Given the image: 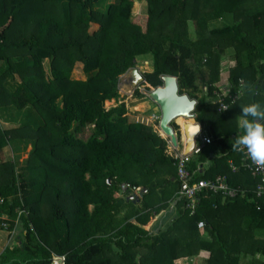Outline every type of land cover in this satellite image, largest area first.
Here are the masks:
<instances>
[{"label": "trees", "instance_id": "trees-1", "mask_svg": "<svg viewBox=\"0 0 264 264\" xmlns=\"http://www.w3.org/2000/svg\"><path fill=\"white\" fill-rule=\"evenodd\" d=\"M106 1L0 0V108L30 106L40 116L36 127L0 126V152L31 145L24 184L14 159H0V224L7 222L18 239L0 253V264H54L61 256L63 264H175L201 251L208 253L201 264H264L258 179L230 170L234 131H218L214 122H225L226 111H217L219 102L207 104L218 92L227 49L234 51L230 92L241 81L264 88V6L257 10L255 0H139L145 15L132 17L135 0ZM101 3L105 7L97 8ZM219 20L222 26L209 29ZM139 60L147 68V91L162 85V75L177 77L179 92L197 100V121L214 128L211 143L189 158L193 179L225 175L231 187L246 190L225 199L223 192L204 191L194 214L176 200V216L163 231L156 216L170 197L168 185L172 194L179 187L167 141L150 126L128 122L124 103L105 106L118 98L120 76ZM79 63L86 80L71 78ZM16 77L14 87L6 85ZM256 101L264 104V95ZM88 125L84 140L78 134ZM240 158L241 152L234 163ZM124 182L146 189L143 198L160 188V202L136 208L119 197ZM123 205L129 208L120 216Z\"/></svg>", "mask_w": 264, "mask_h": 264}, {"label": "rangeland", "instance_id": "rangeland-1", "mask_svg": "<svg viewBox=\"0 0 264 264\" xmlns=\"http://www.w3.org/2000/svg\"><path fill=\"white\" fill-rule=\"evenodd\" d=\"M114 0H107V3L113 2ZM256 2H253L255 4V7L257 10H259L260 7L264 6V0H255ZM252 2V0H246L245 5ZM97 8L103 9L105 7L104 3H101L100 5L96 6ZM146 12V5L144 2L135 0L133 5V10L131 16L134 17L137 14L145 15ZM190 25V23H188ZM214 28V23H211L209 25V29ZM136 68L138 69V72L142 75L144 71L147 70L145 65L141 64V61L139 60L137 62ZM129 72V70H128ZM129 74H122L119 78V95L118 98L114 100L105 101V106H113L119 103V100L121 99L125 107L127 109V118L128 122H136V120H139L144 125L150 126L153 129H157L159 132V119H160V110L157 104H155L153 101H151L147 97V90L146 87L143 86L141 83L140 90H136L135 88L131 87L129 83H122V79L125 78ZM88 74L84 72H79L77 67H74L71 78L73 79H80V80H86L88 78ZM143 76V75H142ZM131 76H129V79ZM18 78L15 79H9L6 82V85L9 87H14L16 84V81ZM151 89V88H150ZM129 93V95H128ZM141 93V94H140ZM126 101V102H125ZM139 108V109H138ZM149 108V110H148ZM132 109V110H131ZM234 109V108H233ZM139 110V111H138ZM196 113V110H195ZM181 120V119H180ZM40 122V116L38 115L37 111L30 107L26 106L23 109H15L11 107L7 108H0V126L3 129H10L14 127L19 126H32L36 127L38 126ZM174 123L172 122V125ZM175 125V124H174ZM173 125V127H174ZM93 126H86L82 132L78 134L79 137L86 140L89 135L91 134V129ZM31 149L30 144H23L17 146V144L14 146V148L6 146L2 149L0 152V159L4 160L7 158L14 159L16 163V167L19 171V176H22V183L24 184L25 178H26V172L24 171V167L26 166V159L28 156V152ZM171 189H174V185L171 186ZM144 202L149 203V205L153 206L160 202V196L158 195V192H151V194L147 195L143 199ZM127 208L124 209L126 211ZM161 211L159 212V214ZM169 221L167 223H164L160 230L163 231L167 228L168 223L171 221V219H168ZM19 224L17 223V226ZM4 231H8L6 229H9V225L7 228H3ZM7 235V242L9 245L11 244H18V239L16 238L17 231L11 232ZM13 240V243H12ZM4 242V241H3ZM3 242L0 244V251L4 248ZM10 242V243H9ZM207 257V256H206ZM247 259V258H244ZM206 258L200 256L196 261H193V264H201L205 262ZM55 264V263H54ZM175 264H177V261H175Z\"/></svg>", "mask_w": 264, "mask_h": 264}, {"label": "built area", "instance_id": "built-area-1", "mask_svg": "<svg viewBox=\"0 0 264 264\" xmlns=\"http://www.w3.org/2000/svg\"><path fill=\"white\" fill-rule=\"evenodd\" d=\"M140 86L137 87L136 90H140ZM232 98L231 102H234L236 97H230ZM219 102V111L224 112L228 110L230 104L232 103H226L223 98H219L217 100ZM124 103L121 99L119 100V103ZM136 122H140L139 120H136ZM141 123V122H140ZM180 129L178 131H175L177 136L178 145L174 146L170 139L163 135L161 131H157V129H154L157 133H160V135L167 141V147H166V154L173 159V164L176 167L177 170V179L179 181V187L174 195V200L182 199L184 200V207L185 209L189 210L190 214H194L198 205H199V196L202 192L207 191L211 192L213 194H217L220 192H223V198L226 197H236L237 195H242L246 193V190L237 187L233 188L228 184V178L225 175H217L214 178L209 179H193V172L189 170L188 168V161L190 156L198 154L201 152L202 148L208 144L211 143V138L209 136L198 134L194 146L190 153L185 154L182 149L179 148L180 144H182V141L184 143V136L183 135V129L181 126H179ZM181 147V146H180ZM228 165L231 171L236 172L240 169H244L248 171L253 177L258 179V182L255 187V194L257 197L264 198V162L260 161H253L252 159L248 158L244 153H241V158L239 164L234 163L232 160L228 161ZM120 195L125 196H136L139 193L140 187H137L135 185H131L129 183H122L120 185ZM5 219L7 217H4ZM8 223L3 222L0 224V231H3V228H7ZM198 227L202 229L204 227V222L199 221ZM8 230L7 232L11 233L14 232V229ZM63 256L61 257H55L53 263L55 264H63Z\"/></svg>", "mask_w": 264, "mask_h": 264}, {"label": "crops", "instance_id": "crops-1", "mask_svg": "<svg viewBox=\"0 0 264 264\" xmlns=\"http://www.w3.org/2000/svg\"><path fill=\"white\" fill-rule=\"evenodd\" d=\"M223 23L221 20L217 21L214 23V27H220L222 26ZM233 53L234 51L232 49H227L225 50L224 54L221 56V59H220V63H221V66H222V70H221V73H220V79L219 81H217L215 83V86L216 88L218 89V92H216V94H214V96H211L207 99V104H213L214 102L217 104V100L218 98H225V97H236V100L233 104L230 105V107L228 108V110H226V114H227V118L225 120V122H222V123H218L217 121L214 122V127H216V129L218 131H221L222 133H224V135H226L227 133H230L231 131H234L233 133H231L229 136H230V139L234 140L235 136L237 134H239V129H238V119L240 118V112H241V106L242 105H245V104H248L250 102H258L256 101V98H262L263 95H264V91L261 87V85H256L254 89H251V85H249L248 83H246L245 81H241V85L240 87L237 89L236 93L233 95L231 91V87H230V84L228 82V76H229V68L231 66L234 65V59H233ZM75 67H77L78 71L79 72H84L83 69H82V64H76ZM130 71V70H129ZM125 74H129L127 75L125 78H123L121 81L122 83H128L130 80H129V76H130V72H126ZM204 92L203 94H205L207 91V88L203 85L202 86ZM258 94V95H257ZM255 95H257L255 97ZM197 101V100H196ZM197 104V103H196ZM218 104H217V111H218ZM234 108V109H233ZM149 110V108H148ZM150 111V110H149ZM197 113H196V117L194 118V120H190V122H198L197 121ZM179 118H177L176 120L173 121V123L175 125L178 126V128L180 129L179 126H181L182 122L184 121L183 119L181 120H178ZM201 124V123H200ZM182 128V126H181ZM210 129H211V133H212V130H214L213 127H204L201 125V129L199 131V134H202V135H207L211 138V135H210ZM175 130V128H174ZM175 131H178V130H175ZM160 135V133H158ZM224 135H218V138H222ZM183 136V135H181ZM182 145V146H181ZM207 145V144H206ZM205 145V146H206ZM181 146V147H180ZM179 148L182 149L184 151V143L182 141V144H180ZM204 146V147H205ZM239 157V152L235 151L234 152V157L230 158L229 160H232L234 162L235 159H237ZM228 160V161H229ZM210 162L211 161H207L206 163H203L199 166V170L200 172H204L209 166H210ZM173 180V178L171 179ZM171 185H168L167 187V191H170L169 195L170 197L167 198L165 200L166 202V207L161 211V213L157 214L156 216V221H155V225H159L158 228H161V226L164 224V223H167L169 220V218L172 220L174 219V217L176 216V211H175V200L173 199V196L175 194V191L174 193L172 194L171 191ZM157 191H160L161 192V189H157ZM147 193V190L146 189H143L141 188L140 189V193H138L136 196H125V195H120L119 197L120 198H123V197H127V199H132L133 201V204L136 208H141L143 206V195H145ZM168 193V192H167ZM167 193H162V194H167ZM161 194V195H162ZM138 196V197H137ZM164 204V202H161ZM91 208V207H90ZM125 208H129V206H125L123 205V207L120 209V216L124 215L126 211H124ZM126 209V210H127ZM166 217V218H165ZM162 218H165L164 222L163 220L160 221ZM7 235L8 232L7 231H0V244L3 242V246L4 248L9 245L8 242H7ZM10 243V242H9ZM12 243H13V240H12ZM12 245V244H11ZM3 248V249H4ZM3 249L0 251V253L3 251ZM207 258L206 256H208V253L205 252V251H201L199 252L197 255H193V256H190V257H181L179 259H177V264H178V261L181 260L180 264H193V261L196 259H198L200 256H202ZM257 257H260V254L257 253L256 254Z\"/></svg>", "mask_w": 264, "mask_h": 264}, {"label": "water", "instance_id": "water-1", "mask_svg": "<svg viewBox=\"0 0 264 264\" xmlns=\"http://www.w3.org/2000/svg\"><path fill=\"white\" fill-rule=\"evenodd\" d=\"M131 87L137 88L143 83V76L137 68L130 69ZM162 85L151 88L147 91V97L153 101L160 110L159 129L163 135L168 137L174 146L178 145L177 136L172 122L177 118L184 121L181 126L184 136V153L191 152L195 139L201 129L199 122H190L196 117V99L190 98L186 93L179 92L177 77L173 75H162Z\"/></svg>", "mask_w": 264, "mask_h": 264}, {"label": "clouds", "instance_id": "clouds-1", "mask_svg": "<svg viewBox=\"0 0 264 264\" xmlns=\"http://www.w3.org/2000/svg\"><path fill=\"white\" fill-rule=\"evenodd\" d=\"M237 124L239 134L231 148L253 161L264 162V104L253 101L242 105Z\"/></svg>", "mask_w": 264, "mask_h": 264}, {"label": "bare ground", "instance_id": "bare-ground-1", "mask_svg": "<svg viewBox=\"0 0 264 264\" xmlns=\"http://www.w3.org/2000/svg\"><path fill=\"white\" fill-rule=\"evenodd\" d=\"M128 95H129V93H128ZM126 102V101H125ZM139 109V108H138ZM132 110V109H131ZM139 111V110H138ZM179 119H181V118H179ZM182 146V145H181Z\"/></svg>", "mask_w": 264, "mask_h": 264}]
</instances>
